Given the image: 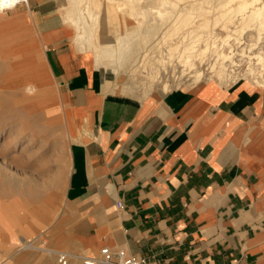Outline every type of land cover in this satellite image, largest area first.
I'll use <instances>...</instances> for the list:
<instances>
[{
    "label": "crops",
    "instance_id": "crops-1",
    "mask_svg": "<svg viewBox=\"0 0 264 264\" xmlns=\"http://www.w3.org/2000/svg\"><path fill=\"white\" fill-rule=\"evenodd\" d=\"M63 3L26 8L64 104L61 203L34 218L26 195L25 221L6 217L15 238L0 226V264H55L41 239L69 264L103 248L157 264H264V87L120 94L72 46ZM22 238L36 252L20 251Z\"/></svg>",
    "mask_w": 264,
    "mask_h": 264
},
{
    "label": "bare ground",
    "instance_id": "bare-ground-1",
    "mask_svg": "<svg viewBox=\"0 0 264 264\" xmlns=\"http://www.w3.org/2000/svg\"><path fill=\"white\" fill-rule=\"evenodd\" d=\"M21 5L27 8L28 0H0V23L20 22L13 15ZM62 11L72 46L103 74L106 88L111 78L129 76L128 84L113 88L120 94L144 99L156 90L227 88L239 79L264 87V0H64ZM32 74L34 80L43 79L37 69ZM140 75L146 78L143 83L136 79ZM25 87L30 94L42 91L29 79ZM3 177L2 191L19 187L12 177ZM29 182L19 192L33 198L40 193ZM0 212L5 217L12 211L3 207Z\"/></svg>",
    "mask_w": 264,
    "mask_h": 264
},
{
    "label": "rangeland",
    "instance_id": "rangeland-1",
    "mask_svg": "<svg viewBox=\"0 0 264 264\" xmlns=\"http://www.w3.org/2000/svg\"><path fill=\"white\" fill-rule=\"evenodd\" d=\"M25 9V6L21 5L14 11L13 16L20 22L14 20L0 23V176H6L7 178L3 177L6 179L12 177V182L17 185L16 187L19 186L12 192L0 189V211L4 207L10 212L11 207L3 204L12 202L14 211L10 216L18 217L22 221L26 218L27 200L25 194L19 191H22L20 189L25 187L28 179H30L28 185L33 189L36 187L40 193L31 201L34 218H40L42 215L47 218L55 216L61 203L70 145L60 89L45 65L34 18ZM7 13L12 16L11 12ZM208 60L214 62V57L210 55ZM206 65L205 62L203 69H207ZM33 68L42 74L43 79H33ZM246 68V63L241 65L243 71ZM180 74L179 70L176 75ZM26 79L38 84L41 93H27ZM136 79L142 83L146 81L143 75ZM129 81V76L121 75L118 78H111L108 83L115 88L128 84ZM241 81L244 80L239 79L237 82ZM157 91L160 90L154 92ZM124 95L136 97L132 94ZM3 183L4 180L0 179V188ZM47 198L52 200L53 207H42ZM3 215L0 212V226L10 233L8 231L10 221L5 220L10 216ZM28 215L30 217L29 213ZM22 239L20 246L32 244L31 238Z\"/></svg>",
    "mask_w": 264,
    "mask_h": 264
},
{
    "label": "built area",
    "instance_id": "built-area-1",
    "mask_svg": "<svg viewBox=\"0 0 264 264\" xmlns=\"http://www.w3.org/2000/svg\"><path fill=\"white\" fill-rule=\"evenodd\" d=\"M117 207H121L117 204ZM39 249L46 250L49 254L53 255L55 264H69L70 257L62 252L48 250L45 248L44 239L40 240ZM83 264H157L143 258L129 257L123 251H119L115 256L108 248H103L96 258H82Z\"/></svg>",
    "mask_w": 264,
    "mask_h": 264
}]
</instances>
